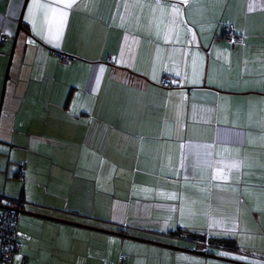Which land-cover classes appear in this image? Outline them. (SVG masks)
I'll list each match as a JSON object with an SVG mask.
<instances>
[{
	"label": "crops",
	"instance_id": "0c3cea01",
	"mask_svg": "<svg viewBox=\"0 0 264 264\" xmlns=\"http://www.w3.org/2000/svg\"><path fill=\"white\" fill-rule=\"evenodd\" d=\"M23 4L0 0L13 263L264 264V0Z\"/></svg>",
	"mask_w": 264,
	"mask_h": 264
},
{
	"label": "built area",
	"instance_id": "2783aa9c",
	"mask_svg": "<svg viewBox=\"0 0 264 264\" xmlns=\"http://www.w3.org/2000/svg\"><path fill=\"white\" fill-rule=\"evenodd\" d=\"M225 41L234 44L238 41L239 36L231 29H226L222 34ZM2 38H0L1 40ZM60 62L69 65L73 59L59 54ZM175 83L171 75L162 77L161 85L171 87ZM23 166L20 169L22 175ZM19 201L10 198H0V264H14L13 260L18 252L20 245V236L17 232V208ZM118 264H126L125 256H120Z\"/></svg>",
	"mask_w": 264,
	"mask_h": 264
},
{
	"label": "water",
	"instance_id": "95a60500",
	"mask_svg": "<svg viewBox=\"0 0 264 264\" xmlns=\"http://www.w3.org/2000/svg\"><path fill=\"white\" fill-rule=\"evenodd\" d=\"M28 0H24V4H23V8H22V13H23V10L26 6V3H27ZM21 17H22V14L20 16V19H19V22H18V27H17V30H16V34L14 36V39H13V46H12V50H11V53L9 55V61H8V64H7V68H6V73H5V77H4V86H3V89H2V94H1V99L3 98V92H4V87H5V82L7 80V76H8V71H9V67H10V63H11V59H12V56H13V51H14V45H15V42H16V38H17V34L20 30H22V26H21ZM17 212L19 213H26V212H23V211H20V210H17ZM27 214H30V213H27ZM49 220H54L55 219H51V218H47ZM58 221V220H57ZM60 222H63V221H60ZM65 223H68V222H65ZM70 224V223H69ZM186 237H192L193 235L191 234H184ZM162 245V244H160ZM192 253L194 254H197V255H200V256H208L206 251H191ZM212 258H215V259H221V258H217V257H212ZM221 260H225V261H230V260H227V259H221ZM231 262H234V261H231ZM238 263V262H237ZM239 264H245V263H239Z\"/></svg>",
	"mask_w": 264,
	"mask_h": 264
},
{
	"label": "rangeland",
	"instance_id": "374dc122",
	"mask_svg": "<svg viewBox=\"0 0 264 264\" xmlns=\"http://www.w3.org/2000/svg\"><path fill=\"white\" fill-rule=\"evenodd\" d=\"M2 109H3V103L1 105L0 116H1V113H2ZM3 122H4V119H3V117H1L0 128H2ZM0 134H1V129H0ZM11 183H12V181H9L8 179H5L3 173H0V190H2V188H4V186L9 187L8 185H10Z\"/></svg>",
	"mask_w": 264,
	"mask_h": 264
},
{
	"label": "trees",
	"instance_id": "16d2710c",
	"mask_svg": "<svg viewBox=\"0 0 264 264\" xmlns=\"http://www.w3.org/2000/svg\"><path fill=\"white\" fill-rule=\"evenodd\" d=\"M225 31V30H224ZM224 31H223V33H224ZM162 86V85H161ZM163 87H165V86H163ZM168 88V87H167ZM184 230H182V229H177L176 231H174V232H171V234L172 235H174V236H176V235H178L179 233H182ZM210 243H215V242H225V243H229L230 244V247L231 248H233V246H234V243L232 244L231 243V241L229 240V239H221V240H218V239H214V238H210L209 240H208Z\"/></svg>",
	"mask_w": 264,
	"mask_h": 264
},
{
	"label": "snow or ice",
	"instance_id": "6c2138e0",
	"mask_svg": "<svg viewBox=\"0 0 264 264\" xmlns=\"http://www.w3.org/2000/svg\"><path fill=\"white\" fill-rule=\"evenodd\" d=\"M72 6V4L71 3H68L67 4V7H71ZM61 15L63 16L64 15V13H61Z\"/></svg>",
	"mask_w": 264,
	"mask_h": 264
}]
</instances>
